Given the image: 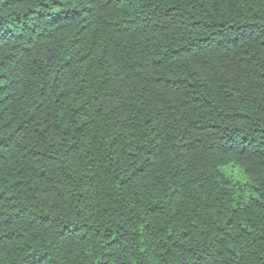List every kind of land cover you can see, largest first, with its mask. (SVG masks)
Returning <instances> with one entry per match:
<instances>
[{
    "label": "trees",
    "instance_id": "16d2710c",
    "mask_svg": "<svg viewBox=\"0 0 264 264\" xmlns=\"http://www.w3.org/2000/svg\"><path fill=\"white\" fill-rule=\"evenodd\" d=\"M0 264H264V0H0Z\"/></svg>",
    "mask_w": 264,
    "mask_h": 264
}]
</instances>
